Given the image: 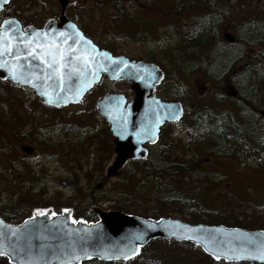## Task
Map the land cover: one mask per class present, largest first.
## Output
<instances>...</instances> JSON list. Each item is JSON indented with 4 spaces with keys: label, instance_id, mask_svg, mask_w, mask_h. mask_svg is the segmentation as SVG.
Listing matches in <instances>:
<instances>
[{
    "label": "rangeland",
    "instance_id": "obj_1",
    "mask_svg": "<svg viewBox=\"0 0 264 264\" xmlns=\"http://www.w3.org/2000/svg\"><path fill=\"white\" fill-rule=\"evenodd\" d=\"M142 1L149 5L153 3V0ZM156 6L162 7L160 2ZM12 8L17 13L15 16L24 25L36 27L44 26L48 19L58 18L61 13L59 0H14ZM111 12L110 5L103 3V0H68L66 8V15L76 21L96 42L112 40L121 47L120 53L142 56L143 59L152 51L156 52L154 39L134 41L115 35L111 23L106 20ZM222 39L226 42L224 36ZM162 67L168 73L165 85L183 92L189 103L188 116L166 130V134L176 143L180 141L188 145L190 141V148L196 146L195 142L190 140L191 134L195 133L191 126L195 119L196 97L202 107L211 108L217 116L223 112L229 113L228 119L241 115V118L251 125V121L260 116L258 110L264 109V92L255 85L241 84L229 79L213 80L201 71H173L177 64L164 63ZM4 81L6 83L0 82V92L7 95L0 97V205L6 213L11 214L12 222L19 220L13 215L17 199L14 203L8 201L6 187L14 193L19 187L32 186L36 195L34 199L40 206L32 214L38 210L63 211L70 206H75L77 214L86 209L93 213V203L106 210H120L116 206L123 203L131 209L129 213L139 216L158 218L162 216L158 212L166 210L170 213L169 216L190 219L187 213H181L184 206L180 203H156L151 197L152 187L149 183H141L146 188L145 192L133 191V184H139L140 175L134 174L131 181L128 176L136 170V165H127L120 169L117 175L107 176V170L115 159L113 140L109 136L106 120L97 112L96 104L101 96L109 91L124 93L132 99L134 93L129 82L123 79L114 81L104 76L80 103L49 107L38 99L33 88L11 80ZM235 89L239 90L237 98L231 94ZM70 125L80 127L85 134L79 130L65 133L64 128ZM261 125L259 123V126ZM35 131L46 139V145L32 138V132ZM227 142L226 138H223V143ZM24 143L33 145L35 152L28 154L22 151L21 145ZM249 146L246 154H252H249V158L244 155L242 161L226 157L217 158L215 154L220 151L219 148L218 151L198 152L205 165L218 177L230 174L229 180L233 183L234 194H238L242 187L251 188L248 199L231 196V199L205 200L204 196L199 194V198L194 196V204L200 207L202 203L205 207L196 214L201 220H208L209 216L205 212L212 211L209 212L212 216L217 220L225 219L228 224L248 226L249 229H264L261 227L264 225V139L260 152L253 150L251 143ZM243 148L246 147L243 145ZM184 154L190 159L193 151H188L187 154L185 149ZM207 158L211 163H206ZM18 162L21 165L29 163L34 167L33 182L26 184L14 180L10 167L12 163L17 165ZM62 180L66 181V184L62 183ZM222 184L225 186V182ZM52 204L55 208L48 206ZM217 208L220 210L216 212ZM97 218L98 215L93 219Z\"/></svg>",
    "mask_w": 264,
    "mask_h": 264
},
{
    "label": "water",
    "instance_id": "obj_2",
    "mask_svg": "<svg viewBox=\"0 0 264 264\" xmlns=\"http://www.w3.org/2000/svg\"><path fill=\"white\" fill-rule=\"evenodd\" d=\"M59 1V18L48 19L43 27H24L17 17L5 18L0 23L4 47L7 48L10 38L12 46L10 52L0 55V79L33 88L38 99L50 107L79 103L105 75L110 80L129 82L134 93L132 99L124 93L109 91L96 104L113 136L116 157L107 176H115L129 160L147 157L145 144L157 141L164 123L183 116V105L177 99H162L155 93L156 86L164 79L157 63L114 54L100 47L66 15L68 0ZM9 2L0 0V11ZM223 36L227 41L235 40L231 31L224 32ZM22 39L25 42L21 43ZM49 45L57 51L70 50L65 53L68 67L60 70L62 79L41 63L44 58L41 53ZM84 60H88L90 67L84 68ZM21 150L32 154L35 148L24 143ZM93 211L99 218L90 222L74 220L70 211L60 214L39 211L44 214L36 212L21 222L8 221L0 214V247L4 252L0 256H6L11 264H64L73 255L78 259L71 260V264L94 258L128 260L137 256L151 240L164 238L194 243L214 259L264 264V260L255 258L256 249L264 243V229L191 223L176 217H143L96 205ZM234 252L241 258L232 259ZM120 253L127 254L128 258Z\"/></svg>",
    "mask_w": 264,
    "mask_h": 264
},
{
    "label": "trees",
    "instance_id": "obj_3",
    "mask_svg": "<svg viewBox=\"0 0 264 264\" xmlns=\"http://www.w3.org/2000/svg\"><path fill=\"white\" fill-rule=\"evenodd\" d=\"M161 3L162 7L156 6ZM110 5L111 14L107 17L112 31L119 37L128 40L147 41L156 40V52L152 51L145 60L153 61L162 66L164 63L177 64L173 71L195 72L201 71L213 80H233L236 82L256 81L257 86L264 92V0H153L152 5L144 4L142 0H103ZM13 10L12 4L7 5ZM80 11V10H79ZM149 11V13H148ZM15 14V13H14ZM231 31L235 36L233 42H224V32ZM86 33V32H85ZM102 47L114 53H120V48L114 41L97 42ZM143 59L142 56H130ZM216 66L218 68L214 69ZM211 74V75H210ZM1 83L6 81L1 80ZM164 83L161 84V86ZM6 97L0 92V97ZM32 124V122H31ZM107 126L109 127L108 123ZM264 129V126H263ZM81 132L80 127H66L64 132ZM112 139L111 131L108 128ZM85 134L84 131L81 132ZM32 138L46 145L38 131L32 132ZM96 141V140H95ZM172 149V146L170 147ZM177 153L176 149H174ZM163 148L150 151L144 164L133 163L136 170L128 176L130 181L134 174H139V184H133V191L145 192L141 183H149L152 187V199L156 203H180L184 206L181 213H187L190 219L186 221L197 223H223L229 226L225 219H216L209 212V219L201 220L199 210H204L194 204V184L185 183L184 189L178 190L172 186L177 183L165 181L167 175L176 176L175 170H180L181 177L193 176L194 167H177L165 161ZM168 158L172 152L167 153ZM178 154V153H177ZM184 163V162H183ZM14 180L18 182H33L35 169L29 163H12L10 167ZM93 177V176H91ZM20 185V184H18ZM167 185L170 187L167 190ZM25 186V185H24ZM32 187H19L17 192L7 188L8 201L14 203L13 215L18 222L32 215L39 203L34 197ZM3 190V188H2ZM128 194V193H127ZM129 197V195H127ZM133 194V193H132ZM48 206H53L48 205ZM55 208V206H53ZM161 207V206H160ZM164 207V206H163ZM161 207V208H163ZM0 205V214L11 221V214L6 213ZM117 209L130 212L131 209L120 203ZM162 216H169L166 210L159 211ZM209 213V214H208ZM145 216V215H144ZM247 228L248 226H240ZM261 227L264 228V225ZM0 264H11L6 256H0ZM82 264H258L251 261L228 262L214 259L206 254L202 248L189 241L156 238L142 247L140 253L128 260L102 261L97 258L84 261Z\"/></svg>",
    "mask_w": 264,
    "mask_h": 264
},
{
    "label": "flooded vegetation",
    "instance_id": "obj_4",
    "mask_svg": "<svg viewBox=\"0 0 264 264\" xmlns=\"http://www.w3.org/2000/svg\"><path fill=\"white\" fill-rule=\"evenodd\" d=\"M9 4H14V0H11ZM8 4V5H9ZM16 11L9 10V8L6 6L1 12H0V23L8 17L15 16ZM23 23V22H22ZM24 24V23H23ZM173 67V66H172ZM161 70L164 72V82L167 80L168 73L160 66ZM162 82V83H164ZM161 83V84H162ZM243 83H249V84H255L256 81H244ZM161 84L157 85L155 88V93L162 99H177L179 100L183 105V116L177 120V121H170L166 122L161 126V130L158 136V139L154 143H146V147L148 148V155L150 154V151H156L159 147L162 146L163 153L162 155L165 158V161L169 163V160L173 166V169H176L177 167H194L196 171H193V173L196 175L193 176H185L181 177L180 170H175L177 175H167L164 179L167 183L169 182H175L177 183L176 186H172L174 189L177 190L179 188L184 189L186 186L185 183H192L194 184L192 187L188 186V188L194 189L193 196L196 198L198 197V194L201 196H204L206 199H231V196H234L239 199H248L249 192L251 188L242 187V190L238 191V194L233 193V183L231 180L230 174L226 173L223 176H217L216 173H213L209 170V168L205 165V162L202 161L201 155L198 154L200 150H217V148L220 149L215 156L217 158H230V159H238L240 161L243 160L244 155L245 157L249 158L250 153L246 154L248 152V146L251 143V147L253 150H256L260 152L263 146V139H264V130H263V123H264V109L261 111L258 110V115L256 118L251 121V124H248L243 118H241V115L228 119L227 116L229 113H220L218 116L214 113V111L209 108L206 109L205 107H202L199 103L198 98L196 97V108L194 107V123L191 126V128L194 129L195 133L191 134V141L195 142L196 146H191L190 148V141H188V145L180 143H176L175 140L170 139V135L166 134L167 128L173 124L179 123L184 120L188 116V101L186 97L184 96L183 92L174 90L172 87H167L165 83L161 86ZM95 88V87H94ZM93 88V89H94ZM92 89V90H93ZM91 90V91H92ZM90 91V92H91ZM249 92V91H248ZM232 96L239 97V90L235 89L231 91ZM241 94V93H240ZM206 116L208 118H206ZM206 118V120H205ZM259 123L262 125L259 126ZM226 138L227 143H223V138ZM113 140V139H112ZM223 144V145H222ZM243 145L246 148H243ZM172 146V149L170 148ZM226 147V148H224ZM250 147V146H249ZM193 148V149H192ZM177 153L175 152V150ZM186 149V152L188 154L189 152L193 151V156L191 155L190 159L186 158V154H184V150ZM113 150H114V143H113ZM169 151L172 152V156L170 159L168 158ZM115 157L116 153L114 152ZM252 154V153H251ZM147 155V157H148ZM252 157H255L256 155H251ZM145 157V158H147ZM145 158H138V159H132L128 161L123 167L127 165H132L133 163H142L144 164ZM184 162V163H183ZM211 163V161L207 158L206 163ZM64 181V180H62ZM223 182H225V186H223ZM243 186V185H242ZM170 186L167 185V190ZM94 191H92L93 193ZM199 198V197H198ZM94 199V196H93ZM219 202V201H217ZM202 207L204 206L202 203H200ZM93 205H96V203H93ZM92 205V210H93ZM97 206V205H96ZM100 207V206H98ZM205 207H203L204 209ZM68 210L71 212L72 217L74 220L83 219L88 222L90 221H96L97 219H93L94 216L96 217V213H92L89 210L82 211L81 213L77 214V210L75 206H70ZM220 210V208H217L216 212ZM64 211V210H63ZM63 211H56V214H60ZM212 212V211H208ZM12 222V221H11Z\"/></svg>",
    "mask_w": 264,
    "mask_h": 264
},
{
    "label": "snow or ice",
    "instance_id": "obj_5",
    "mask_svg": "<svg viewBox=\"0 0 264 264\" xmlns=\"http://www.w3.org/2000/svg\"><path fill=\"white\" fill-rule=\"evenodd\" d=\"M3 26L0 25V28H2ZM22 36L24 34H21ZM79 35V34H77ZM26 39V38H25ZM81 39H83L81 37ZM21 43L25 42V40H21ZM5 41H4V35L2 32H0V55H2L5 51H11V38L8 41V46L7 48L4 47ZM29 47H31V43L29 42ZM39 47H43V45H39ZM67 51L70 50H59L57 51V48H54L53 46L49 45L48 49H46L43 53H41V56L44 57L43 59H41V63L45 64L46 67L50 68L51 71L53 73L56 74L57 77L62 79V73H61V69L68 67L67 63H66V57H65V53ZM31 54V53H30ZM50 57V59H48ZM75 58V57H74ZM17 59H19L17 57ZM78 59V58H76ZM88 59H91V57H89ZM84 68H88L90 67V65L88 64V60H84V64H83ZM65 212L69 211L68 209L64 210ZM38 214L43 215V212H39L38 210ZM75 222V221H74ZM207 250V249H206ZM3 249L2 247H0V255H3ZM121 256H123V258L127 259V254L125 253H120ZM85 256H87V253H85ZM108 258H112V257H108ZM217 258H219V256H217ZM225 258H228L227 254H225ZM232 259H240L241 255L237 254V253H233ZM255 258L260 259V260H264V243H262L257 249H256V256ZM73 259H78V257H76L75 255L71 256L69 258L68 261H65L64 264H71V260Z\"/></svg>",
    "mask_w": 264,
    "mask_h": 264
}]
</instances>
